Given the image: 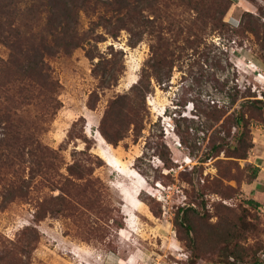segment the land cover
Segmentation results:
<instances>
[{
  "label": "rangeland",
  "instance_id": "obj_1",
  "mask_svg": "<svg viewBox=\"0 0 264 264\" xmlns=\"http://www.w3.org/2000/svg\"><path fill=\"white\" fill-rule=\"evenodd\" d=\"M17 1V23L28 12L45 34L49 0ZM58 1L71 9L62 21L81 44L47 60L59 83L55 115L43 123V105L27 107L24 121L40 130L26 135L40 148L23 149L19 172L0 168V264H225L232 249L263 254L264 208L250 201L252 169L264 166V80L256 76H264V0H222L223 25L196 26L203 32L192 45L168 27L196 13L158 0L159 12H143L153 28H140L133 47L122 7L135 0ZM151 50L173 54L171 71L151 80L146 111L113 146L98 131L101 118L114 98L131 95ZM105 64L117 71L115 86L100 85L106 71L94 73Z\"/></svg>",
  "mask_w": 264,
  "mask_h": 264
},
{
  "label": "trees",
  "instance_id": "obj_2",
  "mask_svg": "<svg viewBox=\"0 0 264 264\" xmlns=\"http://www.w3.org/2000/svg\"><path fill=\"white\" fill-rule=\"evenodd\" d=\"M85 1L87 0H83V2ZM157 1L135 0L137 5L133 8L122 7V10L125 9V14L131 25L129 29L130 46H136L142 40L143 32L140 28H144L146 23H150L147 26L153 28L155 22L144 19L143 12L146 10H150L152 14L159 12V8L155 7ZM118 2L119 5L125 3L124 0H118ZM214 3L218 4L219 8L215 9L212 6ZM18 4L17 0H0V45L7 52L6 57L0 56V135H2L0 138V168L13 169L15 173L21 169L19 165L22 163L20 158L23 149L25 147L40 148L32 136L26 135L31 127L34 131L39 132L40 130L39 126L27 125L28 122L24 121V119H29L27 107L34 105L37 107L42 104L43 107L39 109L38 113L41 115L43 123L52 118L60 107V103L54 97L59 83L47 60L60 52L67 54L70 49L81 44L76 42L75 36L69 35V26L64 23L65 21H62L71 18L69 16L71 9L68 7L62 9L58 0H49L50 11L48 8L45 34L42 33L43 30L42 32L39 29L35 30V26H37L34 22L35 18L28 12H25L26 22L23 25L17 23V17L23 16L18 10ZM167 4L168 7L170 5L174 7L173 12L178 11L181 6H185L196 13L194 21L172 22L169 29L167 28L169 32H174L175 40L184 36L190 45L199 41L198 39L189 41L191 36L196 37V33L203 32L198 29L199 27L206 28L212 25L214 30L218 25H223L222 18L228 8L222 0H169ZM29 11H32V8H29ZM217 12L220 17L216 16ZM172 15L175 16L174 13ZM196 26L199 27L196 28ZM158 39L162 40L160 37ZM169 45L167 44V46ZM160 48L162 49V46ZM172 58L173 54L170 52L165 56L151 50V55L144 64L138 81L131 87V95L118 96L109 103L98 127L101 136L108 143L116 146L126 135L129 125L134 123L136 126L138 124L136 119L138 120L140 116V110L146 111L145 98L152 90L150 89L151 80L161 83V71L164 67L168 68L166 72L171 71ZM105 65L101 71L94 69V73L106 71L110 77L105 82L102 79L103 83L100 81V85L115 86L116 79L114 77H116L117 71L111 65ZM138 103L143 106H138ZM45 107L46 110H44ZM235 120L239 129L236 135L235 149L239 152L246 148L243 145V131L241 132L244 125L241 122V117H236ZM240 158H244V155L242 154ZM258 173L259 168L254 167L252 180L258 179ZM250 202L254 207L260 206L254 200ZM190 210L192 209H188L185 213ZM180 223L187 233L191 231L190 225L185 223V217ZM263 255L264 253L257 256L255 252L253 255H237L232 249L229 252L232 260L229 261V256H227L225 264H264ZM245 258H248V261H245Z\"/></svg>",
  "mask_w": 264,
  "mask_h": 264
},
{
  "label": "crops",
  "instance_id": "obj_3",
  "mask_svg": "<svg viewBox=\"0 0 264 264\" xmlns=\"http://www.w3.org/2000/svg\"><path fill=\"white\" fill-rule=\"evenodd\" d=\"M264 152H262L263 154ZM258 158H261L260 163H262L264 155L258 156ZM253 187H256L255 190V201L259 203L264 208V185H263V174H260L258 176V179L255 181Z\"/></svg>",
  "mask_w": 264,
  "mask_h": 264
},
{
  "label": "built area",
  "instance_id": "obj_4",
  "mask_svg": "<svg viewBox=\"0 0 264 264\" xmlns=\"http://www.w3.org/2000/svg\"><path fill=\"white\" fill-rule=\"evenodd\" d=\"M256 76H257V80L258 81H262V80H264V76H263V74H261L260 72H256ZM259 171H261V173L263 174V185H264V166L263 167H261L260 169H259ZM264 256V255H263Z\"/></svg>",
  "mask_w": 264,
  "mask_h": 264
}]
</instances>
